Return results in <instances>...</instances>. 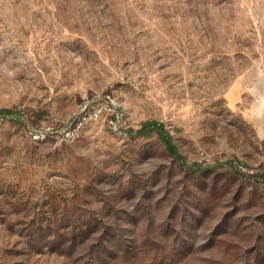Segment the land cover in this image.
<instances>
[{"label":"rangeland","instance_id":"rangeland-1","mask_svg":"<svg viewBox=\"0 0 264 264\" xmlns=\"http://www.w3.org/2000/svg\"><path fill=\"white\" fill-rule=\"evenodd\" d=\"M262 96L264 0H0V264H264Z\"/></svg>","mask_w":264,"mask_h":264},{"label":"crops","instance_id":"crops-1","mask_svg":"<svg viewBox=\"0 0 264 264\" xmlns=\"http://www.w3.org/2000/svg\"><path fill=\"white\" fill-rule=\"evenodd\" d=\"M263 110H264V96L259 99V104ZM255 128H256V134L259 138L264 139V116L260 117L258 116L256 122H255Z\"/></svg>","mask_w":264,"mask_h":264},{"label":"trees","instance_id":"trees-1","mask_svg":"<svg viewBox=\"0 0 264 264\" xmlns=\"http://www.w3.org/2000/svg\"><path fill=\"white\" fill-rule=\"evenodd\" d=\"M145 126H147V127L153 126L154 128H157V130L159 131V133L164 136V139H165L167 145L169 147H172L173 146V143L170 141V136L167 133V131L164 128V126H163L162 123L160 124V123L155 122V121H148L147 123H145Z\"/></svg>","mask_w":264,"mask_h":264}]
</instances>
